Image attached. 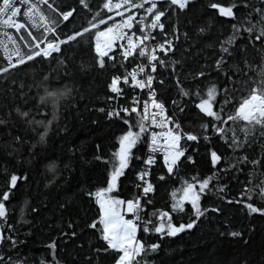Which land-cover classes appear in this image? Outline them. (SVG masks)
Returning <instances> with one entry per match:
<instances>
[{
	"label": "snow or ice",
	"instance_id": "6c2138e0",
	"mask_svg": "<svg viewBox=\"0 0 264 264\" xmlns=\"http://www.w3.org/2000/svg\"><path fill=\"white\" fill-rule=\"evenodd\" d=\"M42 5H46L60 22L71 23L78 14L77 7L64 5L67 10L61 11V6H53L48 0H0V29L5 30L0 35L8 36L7 29L27 33V39L24 35L19 37L27 53L19 46L13 47L9 52L0 40V46L5 48L8 56V67H0V73L5 78L9 69L15 71L18 66L28 62L34 63L37 59L52 60L57 55L63 57L57 61L56 70L58 74L59 67L65 69L63 79L75 78L81 74L86 77L91 68L84 63L75 64V57L65 56L64 50L88 39V47L95 54L97 70H104L111 63L110 71L113 75L106 85L110 93L107 97L109 102L118 98L128 100L122 85H129L131 90L138 89L144 94V98L131 96L128 105L117 104L115 108L98 109L109 120L118 118L126 126V130L113 145L115 150L107 159L102 145L94 146V160L104 165L102 183L105 186L96 188L94 192L81 188L73 197L57 201L62 217L64 214L72 217L74 212L79 215L78 201L82 198L90 207L92 201L98 206L95 218L87 216L80 221L72 218L66 223L67 231L61 229V237H66L69 241L79 239L77 229L81 228V224L82 231L98 234L100 246L90 250L85 264H105V258L109 256L111 264H148L146 257L149 253H155L161 245L159 242L149 244L140 238V233L148 236L155 234L160 239L165 236L177 237L199 227L205 217H216L225 225L224 230L218 232L221 237L243 239L247 231H254V228L236 225L234 218L228 216V208L239 205L246 216L259 214L264 217V178H258L264 177V155L250 158L246 153V149L252 147V141L257 139L255 134L249 137V132L257 126L264 129V0H260V6L253 5L250 0L209 5L211 9L217 10L220 17L237 20L238 12L244 16L242 24H232V34L227 40H217L216 44L219 46H212L211 50L216 53L213 66L215 80H209L210 73L203 68L192 73L190 80L185 76L189 58L194 55L191 35L197 36L195 47L199 51L195 56L199 59H204L203 53L208 50L202 46V42L211 39L209 23L187 15L194 0H119L117 3L104 0L94 13L90 11L91 6L87 0H78L80 10H89L92 18L87 26L74 29L71 34H62L58 20L46 15L42 11ZM21 13L26 18L24 22L19 19ZM37 28L43 29L39 36L33 35L30 30ZM157 35L160 36V42H157ZM8 40L13 45L16 44L11 36H8ZM185 44L187 47H184ZM250 49L260 54L262 63L255 69L253 62L248 59ZM117 51L119 57L116 55ZM13 55L15 63H12ZM199 59L196 60L197 63ZM231 62H235V68L229 66ZM69 67L75 71L69 73ZM165 74L167 82L177 88L179 97V100H171V108L159 98L158 89L165 85ZM48 80L49 75H44L41 81L45 85L44 94L39 96V106L47 107L50 104L52 119L31 118V109L25 111L20 106L0 109V127L9 129L12 145L17 146L10 145L11 151L6 150L8 163L12 164L11 169L6 164L0 170V175L4 177V185L0 188V220L3 221L8 218L7 204L16 198L15 193L20 191V185H27L30 181L29 172L23 168V159L21 168L17 170L15 167L17 155L22 158L25 155L21 148L25 147L26 141L22 135L13 134L9 128L13 112L36 134L35 142L27 144L26 156L29 164H38L41 159H49L41 157L40 153L47 151L49 132L58 119L60 103L72 91L67 86L49 89L46 86ZM241 89H246L247 94L238 103L229 99L230 96L235 97L236 92ZM13 96L15 98V93ZM19 99L23 101L25 108L30 103L35 106V101H30L24 93L23 85L20 86ZM233 104L236 106L233 107ZM193 108L197 110L199 121L206 122L199 123L193 118L188 125L184 124L188 112ZM228 108L232 109L230 113L225 111ZM237 122L243 123L240 129L244 134L243 140L234 127ZM186 126L192 130L186 131ZM201 141L204 142L205 158L211 165L209 174L201 177L197 173L184 179L181 187L169 194V202L158 208L153 199L157 191V184L153 182V168L159 165L163 174L157 176L156 180L166 183V177L176 175L185 162L192 166L197 164L196 156L199 154ZM258 142H264V131L260 133ZM193 143L197 145L195 148L192 147ZM142 144L147 151L137 156L134 150H138V146ZM229 150L233 155H228ZM238 152L245 154L238 155ZM158 156L162 157V161ZM72 158H75V150ZM133 161L139 164V168L133 170L131 176L136 191L129 198L114 195L119 192L122 179L129 178L128 171L134 169ZM61 164L63 170H72L70 163L64 164L63 160L57 163L50 159L45 167L53 178L43 185L44 188L60 187L57 177L63 179ZM239 174L245 175L244 190L240 198H230V184L234 180L238 181ZM69 191L70 188L60 187L61 193ZM40 195H51V192L43 193L38 188L37 198ZM213 195L217 199L212 205L204 206V199ZM32 211L38 215L40 209L35 207ZM180 216L186 219L181 220ZM23 222L28 223L27 220ZM14 232V225L10 223L6 225V229L0 227V244L8 243L15 249L19 241ZM48 248L53 253V264H58L55 257L56 241L50 242ZM4 260L5 256L0 254V264ZM7 264H24V261L18 257L13 262L9 256ZM40 264L45 262L41 260ZM73 264L78 262L73 261Z\"/></svg>",
	"mask_w": 264,
	"mask_h": 264
},
{
	"label": "trees",
	"instance_id": "16d2710c",
	"mask_svg": "<svg viewBox=\"0 0 264 264\" xmlns=\"http://www.w3.org/2000/svg\"><path fill=\"white\" fill-rule=\"evenodd\" d=\"M53 6H61V11H66L64 5L77 7L78 14L71 23L60 22L57 17L47 10L48 16L58 20V24L62 34H71L74 29L79 30L83 26H87V22L92 18L89 10H80L78 0H51ZM91 6L90 11L96 12L103 4L104 0H87ZM113 3L119 0H112ZM233 0H194V5L190 12L187 13L189 17H196L204 20L211 26V39L202 42V46L206 50L203 53L204 59H199L195 53L199 51L195 45L198 42L195 34L191 35L193 45V57L189 58V63L185 68V76L190 80L191 74L198 68H203L210 73L209 80H215L216 74L214 71V57L215 51L211 50L217 40H227L232 34V24L237 26L243 23L244 16L238 12L237 20H230L229 18L220 17L217 10L209 7L211 3H232ZM237 3L241 0H236ZM255 6H260V0H250ZM243 12V10H241ZM247 15V13H244ZM41 33H37L39 36ZM157 42H160V36L157 35ZM259 46V45H258ZM187 47V44L184 45ZM27 53V49L25 51ZM30 54V53H28ZM64 55L68 57H75V64H86L91 68V72L86 77L76 76L75 78L63 79L65 69L59 67V73H56L58 68L57 61L63 59L61 56H56L52 60H39L36 62H28L23 66H18L17 70L9 69L7 77L0 73V109H6L7 106H20L22 110L31 109L32 117L36 120L52 119V107L49 104L47 107L39 106V96L43 95V87L41 84L44 75H49V80L46 86L49 89L63 88L67 86L72 89L71 94L62 99L60 103L59 116L54 121L49 132L48 143L46 145L47 151L41 152V157H48L49 159H41L40 162L29 164L27 162L26 147L28 143H34L36 134L27 126L22 120L18 119L13 112L12 122L9 128L15 135H22L26 141L24 148L21 151L25 153L24 157L17 155L15 167L17 170L21 168V159H23V168L30 174L29 184H21L20 191L15 193L16 198L7 204L8 218L7 221L0 220V227L6 229L7 224L14 225L15 236L19 243L15 247L8 243L0 244V254L5 256L3 264H7V257H11L13 262L19 257L24 261V264H40L41 260L45 264H53L52 251L48 245L53 240L56 241L55 257L58 264H73L77 261L78 264H85L90 250L93 247H99L100 241L98 234L91 231H82L77 229L79 239L69 241L66 237H61V229L67 231L66 223L69 219H76L80 221L81 218L92 216L95 218L98 206L95 202L85 203L82 198L78 201L79 215L75 212L72 217L68 214L61 216L57 208V201L64 198L73 197L74 194L79 193L80 189L84 191L91 189L93 192L96 188L105 186L103 181L104 165L94 160L93 151L95 144H101L105 154V159L111 155L115 149L113 145L118 141L121 133L126 130V126L118 119L113 118L109 120L104 113L98 111L99 108H114L117 103L115 101L109 102L107 97L109 91L106 87L113 73L110 71L111 63L104 70H97L94 63V52L88 47V39L81 41L79 44L71 45V48L64 50ZM119 57V54H116ZM199 59V63L196 60ZM249 61L253 62L255 69L258 64H261L260 54L249 50ZM230 67L235 68V62H231ZM0 67H8V62L2 56L0 51ZM75 69L68 68V72L72 73ZM258 79L259 77L256 76ZM159 80L160 77L158 76ZM165 85L158 89L159 98L166 102V105L171 108V100L177 99V88L175 85L167 82V74L164 76ZM222 80L223 77H220ZM15 81V85H13ZM207 82V81H206ZM239 83V81H238ZM23 85V91L28 95L30 101H35V106L32 103L28 108L23 106V101L20 97V86ZM39 85V86H38ZM125 94L128 100H119V104H129L133 90L126 88ZM15 93V98L13 96ZM247 94L246 89L237 91L235 97L230 96L229 99H234L237 103L243 95ZM188 98H185L187 100ZM236 104H233L235 107ZM226 113L232 111L231 108L225 110ZM195 118L199 123L206 121H199L197 117V110L194 108L188 112V118L184 121L188 125L190 121ZM133 122L135 121V114H133ZM96 121V123H93ZM234 127L237 130V135L243 140L244 134L240 131L243 127L242 122H237ZM42 130V129H41ZM185 130H192L190 127H185ZM264 131L260 126L249 132V137L253 134L256 140L252 141V147L246 149V153L250 158H256L264 155V142H258L260 133ZM9 129L0 127V170L7 164L11 169L12 164L8 163L7 152L11 151L12 137L8 135ZM183 143V142H182ZM204 142L201 141L199 154L196 156L197 164L195 166L183 164L177 171L176 175L166 177V183L156 180V177L163 174L159 165L153 168V182L157 184V191L154 194V201L158 208L164 207L169 202V194L174 189L181 187L182 181L199 173L201 177L209 174L208 169L211 167L206 157V151L203 147ZM197 145L192 144L195 148ZM143 144L138 146V150H134L137 156L145 152ZM187 147V145H185ZM75 150V158L73 153ZM81 152L83 155L81 156ZM189 154H192L191 152ZM238 155L245 154L238 152ZM228 155H233L229 150ZM72 158V159H70ZM64 161V164H71L72 170L69 172L63 170V164L60 165L62 170V177L58 176L60 187L70 188L71 191L61 193L60 187H53L51 189L44 188L43 185L48 180L52 179V174L46 171V164L49 160ZM162 161V160H161ZM134 169L128 171V179H122L121 187L118 193L121 198H129L135 191L132 183V171L139 168L137 161H133ZM264 178V177H258ZM245 184V175L239 174L238 181L234 180L230 184V198H240ZM4 185V177L0 175V188ZM43 193L51 192V195H40L37 198V189ZM31 189V191H29ZM216 196H210L204 199V206L212 205L216 200ZM25 201L28 203L25 204ZM39 207V214H34L32 209ZM187 207V205H186ZM242 206L229 207L228 216L234 218L236 225L243 226L254 231H247L243 239H233L231 237H221L218 232L224 230L225 225L222 224L216 217H205L203 223L191 232L179 234L177 237H163L160 239L157 235H145L140 233V238L150 243H160V248L155 253H149L146 257L148 264H264V217L259 214L246 216L245 211L240 210ZM21 209H23V218H21ZM183 220L186 217L180 216ZM27 220L25 224L23 221ZM7 235V231H5ZM245 240L248 242L245 243ZM105 264H111L110 256L105 258Z\"/></svg>",
	"mask_w": 264,
	"mask_h": 264
},
{
	"label": "built area",
	"instance_id": "2783aa9c",
	"mask_svg": "<svg viewBox=\"0 0 264 264\" xmlns=\"http://www.w3.org/2000/svg\"><path fill=\"white\" fill-rule=\"evenodd\" d=\"M33 2H35V0H33ZM48 2H49L50 4H52L51 0H48ZM41 8H42V11H44L45 14L48 15V13H47V10H48L47 6H46V5H42ZM112 15L115 16V13H112ZM19 19L21 20V22H24L26 18H24L23 15H22V13H21ZM116 19L118 20L119 17H116ZM29 26H30V22H29ZM30 30L33 32V35H36L37 33H41V32L43 31L42 28L30 29ZM3 31H5V30H4V29H0V32H3ZM6 31H7V33H8V36H11L12 39L16 42V44L13 45V44L8 40V36L0 35V40H2V41H3V44L7 46L8 51L10 52V51L13 49V47H15V46H19V47L21 48V50L24 52V51H25V47H24L23 41H21V40L19 39V37H20V35H24V36H25V39H27V33H26V32H23V31H22L21 33H17L15 29H7ZM137 35H139V32H137ZM156 39H157V37H156ZM0 51H1L2 56L4 57V59L8 62V56H7V54H6V52H5V48H4L3 46H0ZM116 54H119V52L117 51ZM12 63H15V56H14V55L12 56ZM122 87H123L124 89H126V88H130L129 85H122ZM133 95H138V96H141L142 98H144V94L141 93L140 90H138V89L133 91ZM125 96H126V94H125ZM119 100H120V99L118 98V99L115 101V103L119 104V103H118ZM129 101H130V100H129ZM117 104H116V106H117ZM126 105H128V104H126ZM116 106H114V108H115ZM129 106H130V105H129ZM146 151H147V148L145 147V152H146ZM158 159L162 160V157H159V156H158Z\"/></svg>",
	"mask_w": 264,
	"mask_h": 264
}]
</instances>
